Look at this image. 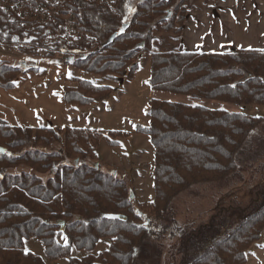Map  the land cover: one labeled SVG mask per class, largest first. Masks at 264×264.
Wrapping results in <instances>:
<instances>
[{
	"label": "trees",
	"instance_id": "16d2710c",
	"mask_svg": "<svg viewBox=\"0 0 264 264\" xmlns=\"http://www.w3.org/2000/svg\"><path fill=\"white\" fill-rule=\"evenodd\" d=\"M130 1L117 0L112 9L100 0H60L53 5L58 14L33 24L29 32L27 22L17 13L0 9V40L11 46H29L21 53L30 54L63 23L60 16L70 14L77 21L80 38L69 47L63 41L56 42L53 51L62 50L71 56L73 62L69 64L85 74L118 80L128 71L130 78L138 68V53L149 51L150 23L163 11L162 24L167 23L165 30L172 31L175 14L169 10L173 0H133L136 11L125 22ZM12 2L24 5L23 0ZM184 18L185 14L181 26ZM180 32L181 27L178 35ZM114 34V40L107 43ZM35 70L36 66L28 71ZM23 72L17 64L0 61L1 85L12 87ZM73 82L74 87L63 89V101L70 107L86 106L111 92L88 81ZM148 84L155 93L236 108H264V53H152ZM149 106L150 125L137 132L148 136L154 149L150 211L156 216L168 211L172 199L194 185L234 179L238 163L246 161L241 156L250 135L263 122V117L202 105L151 100ZM33 132L0 120V148L5 149L0 154V264H44L39 257L24 252V242L30 239L41 244L49 261L68 258L69 264H137L141 255L158 260L156 247L147 241L152 234L160 235L162 227L150 231L145 225L148 214L134 209L123 184L80 163L83 152H91L87 139L99 138L97 133L67 129L58 151L21 153L28 144L47 147L59 142L51 128H38L34 136ZM44 173L50 174L46 181L37 176ZM252 210L254 213L234 228L233 214L219 209L212 218L222 221H209L208 230H201L202 238L196 239L200 240V256L192 258L195 254L187 253L182 258L184 264H245V252L259 241L264 230V206L257 203ZM60 234L65 245L57 242ZM178 234L171 230L168 237L175 239ZM107 238L111 239L109 248L98 256L87 255L80 260L70 257L72 248L91 253ZM185 245L189 247L190 242Z\"/></svg>",
	"mask_w": 264,
	"mask_h": 264
},
{
	"label": "rangeland",
	"instance_id": "374dc122",
	"mask_svg": "<svg viewBox=\"0 0 264 264\" xmlns=\"http://www.w3.org/2000/svg\"><path fill=\"white\" fill-rule=\"evenodd\" d=\"M100 1L112 9L115 8L117 2V0ZM131 1L126 6L125 22H128L136 11L135 3ZM134 1L139 2V0ZM214 1L173 0L169 8L175 13L172 23L173 30H165L167 23L162 24L163 11L162 15L154 18L149 29L151 34L149 51L138 53V68L130 78L128 71L118 80L85 74L68 63L71 56L66 55L62 50L53 51L52 45L56 42L63 41V45L69 47L71 42L80 38L77 21L70 14L60 16L63 23L53 34L42 39V46L33 47L30 54L21 53V49H29V46H11L0 40V61L7 65L25 64L24 70L26 71L16 76L10 88H5L0 83V120L12 127L30 128L34 132L38 128H51L57 133L59 142H53L47 147L28 144L21 150V153L58 151L63 147L67 129H85L97 133L99 138L87 139L91 152L84 151V157L81 158L80 163L87 168L97 167L98 173L123 184L127 197H133L131 204L134 209L148 214L149 220L145 225H148L150 231H155L157 226L163 229L164 234H152L147 241L156 247L158 260L141 255L137 264H184L182 258L185 254L194 253L195 256L192 255V258L200 256L201 251L197 250L200 248L197 246L200 240L196 239L202 238L201 230L206 228L208 230L209 221H222L220 217L212 218L219 209L224 208L233 214L231 227L235 228L254 213L252 210L254 204L262 203L264 206V156H261L264 149V122H261L254 130H258L256 134L253 131L250 135L252 144L245 148L244 155L241 156L242 160L246 159V161L244 164L238 163V171L234 179L194 185L173 198L169 210L165 213L156 216L150 211L154 198V149L149 137L138 133L137 130L150 125L151 100L179 99L178 102H180L181 99L177 96L155 93L150 89L148 81L151 73V54L168 51L181 52L184 48L185 51L188 47L185 44L181 47L180 44L184 23L183 20L181 26V17L184 14L186 17V14L193 12L197 13L193 14L194 17L204 19L206 7L214 4ZM23 2L24 5L13 3L12 0H0V9L17 13L27 22L25 29L29 32L32 31L33 24H41L58 14L53 5L55 2L58 4L60 0H23ZM201 9L204 11L202 12ZM179 27H181V32L178 35ZM198 37L197 35L195 38L198 39ZM63 45L60 47L62 48ZM93 47L94 44L91 48ZM35 66L37 70L28 71ZM75 79L88 81L93 87H108L111 92L107 97L86 106H67L63 101V89L74 87L73 80ZM188 101L191 102L190 99ZM200 104L215 106L216 103L201 101ZM237 110L245 114L252 112L255 116L264 117L257 107H240ZM250 146L253 147L252 151L249 149ZM37 176L42 181H46L50 174H37ZM225 218L224 220L228 221ZM204 224L207 225L202 228L201 225ZM165 230L167 232H164ZM171 230L180 233L177 238L169 239L168 233ZM224 230L229 229L224 228ZM177 239H179L178 243ZM57 242L60 245L66 244L61 234L57 236ZM110 242V238L100 240L91 253L78 252L72 248L70 257L78 260L87 255L96 257L109 248ZM186 242H190L189 247L185 245ZM23 249L24 252L39 257L44 264H69L68 258L49 261L36 239L25 241ZM151 250L154 252L155 249Z\"/></svg>",
	"mask_w": 264,
	"mask_h": 264
},
{
	"label": "crops",
	"instance_id": "0c3cea01",
	"mask_svg": "<svg viewBox=\"0 0 264 264\" xmlns=\"http://www.w3.org/2000/svg\"><path fill=\"white\" fill-rule=\"evenodd\" d=\"M193 14V12L186 14L184 19L180 44L181 47L185 44L188 48L181 52L218 55L237 52L264 53V0H215L214 4L206 7L204 19L196 18ZM197 35L198 39L195 38ZM180 98V102L179 99L170 101L164 98L162 101L178 102L192 107L202 105L201 101L190 99V102L186 97ZM204 107L225 109L229 112L238 111L234 106L217 103L215 106ZM257 108L261 110V115H264V108ZM246 114L258 117L252 112ZM249 149L252 151L253 147L250 146ZM262 151L261 156H264V149ZM245 259L246 264H264V230L259 241L246 251Z\"/></svg>",
	"mask_w": 264,
	"mask_h": 264
},
{
	"label": "water",
	"instance_id": "95a60500",
	"mask_svg": "<svg viewBox=\"0 0 264 264\" xmlns=\"http://www.w3.org/2000/svg\"><path fill=\"white\" fill-rule=\"evenodd\" d=\"M125 26H127V25H125ZM121 30H124V28L122 27ZM115 37H116V34L112 35V36L110 37V39L107 41V43L112 42V41L114 40ZM72 62H73L72 59H68V63H72ZM19 66H21V68L24 69L25 64H17V67H19ZM4 153H5V149L0 148V154H4ZM96 168H97V167H96ZM132 198H133V197H130V199H132Z\"/></svg>",
	"mask_w": 264,
	"mask_h": 264
},
{
	"label": "snow or ice",
	"instance_id": "6c2138e0",
	"mask_svg": "<svg viewBox=\"0 0 264 264\" xmlns=\"http://www.w3.org/2000/svg\"><path fill=\"white\" fill-rule=\"evenodd\" d=\"M113 218H116V217H113Z\"/></svg>",
	"mask_w": 264,
	"mask_h": 264
}]
</instances>
